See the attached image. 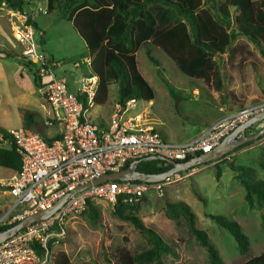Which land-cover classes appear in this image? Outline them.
I'll return each mask as SVG.
<instances>
[{
    "label": "rangeland",
    "instance_id": "rangeland-1",
    "mask_svg": "<svg viewBox=\"0 0 264 264\" xmlns=\"http://www.w3.org/2000/svg\"><path fill=\"white\" fill-rule=\"evenodd\" d=\"M25 1V10L35 14L39 27L44 30L40 35L37 27L36 39L40 41V48L48 54L53 53L60 62L61 74L66 76L72 84L71 90L75 91L81 77L91 71V67L86 60L89 52L85 41L70 20L72 6L61 1L50 11L48 0ZM41 8L47 9V13ZM235 46L234 53L218 59L222 79L229 81L223 91H217L213 83H205L183 73L160 48L152 49L153 56L159 61L158 66L149 59L146 48H140L137 52L138 68L155 95L151 101L139 99L127 115L143 113L167 141L185 142L206 131L220 116L223 118L227 114L225 112H235L264 100V86H259L256 78L260 80L263 77L264 81V58L245 37L236 39ZM26 65L21 45L13 37L10 7L0 1L1 129L27 128L25 112L42 113L45 101ZM117 99L118 85L112 83L106 104H96L89 115L95 122L110 119ZM263 127L264 121L259 122L251 133ZM47 128L50 135L59 129L56 124ZM236 149L218 165L209 163L177 173L175 180L164 186L163 196L151 189L140 201L135 212L146 226L161 234L172 247V252L163 257V264H210L207 250L192 235L186 220L168 216L167 201L182 200L191 205L197 214V225L207 231L225 264H242L264 252V207L249 206L246 190L236 177L238 172L229 166L232 162L252 167L255 170L253 176L264 181V137ZM218 167L221 169L220 179L216 177ZM11 173L0 166V217L11 209L12 198L1 183ZM93 201L100 211L99 219L92 220L86 205L71 214L66 222V234L51 244L53 254L64 250L73 264H114L120 249L137 253L152 247L150 239L131 221L114 213V205L104 198L95 197ZM209 214L238 221L250 239L249 252L242 254L231 233L213 221ZM8 220L13 221L12 217Z\"/></svg>",
    "mask_w": 264,
    "mask_h": 264
},
{
    "label": "trees",
    "instance_id": "trees-1",
    "mask_svg": "<svg viewBox=\"0 0 264 264\" xmlns=\"http://www.w3.org/2000/svg\"><path fill=\"white\" fill-rule=\"evenodd\" d=\"M0 1L5 2L10 9L25 10L27 4L25 0ZM61 1L71 4L70 20L87 43L92 59L91 71L99 78L95 99L99 105H105L108 101L112 83L118 85L116 102L125 103L132 98L154 99V89L138 68L137 52L142 47L146 48L149 59L155 65L158 66L159 61L153 56V47L163 50L183 73L202 82L213 83L217 91H223L226 82L229 83L222 79L218 59L226 52L229 55L234 53L236 39H248L264 58V0H48V9L54 10ZM34 79L39 86L35 74ZM25 113L26 129L40 132L49 142L56 139L58 135L51 136L48 133L44 120L37 112L27 110ZM1 130L8 134L7 130ZM253 131L254 125L248 133L252 134ZM201 153L198 151L178 161H187ZM222 159L216 161L215 165ZM0 166L13 173L21 170V155L14 144L10 147L0 146ZM128 166L129 163L124 168ZM229 166L238 172L236 177L246 190L245 198L249 206L264 207V181L253 176L255 170L232 162ZM171 168L172 165L164 160H150L142 161L137 169L152 174ZM216 177H221L219 167ZM139 203H125L119 198L114 205V213L131 221L136 229L150 239L152 247L137 253L120 249L114 264H163V257L172 252L169 242L156 230L146 226L135 212ZM86 206L92 220H98L100 211L93 198L87 199ZM166 207L170 218L179 220L183 217L186 220L192 235L207 250L210 264H225L207 231L197 225V214L190 204L182 200L167 201ZM208 216L231 233L242 254L249 252L250 239L238 221L214 214ZM18 221L3 224L0 230L8 229ZM51 247L49 244L46 249L51 252L49 264H73L66 251L60 250L53 254ZM38 248V254L42 256L45 249ZM242 264H264V252Z\"/></svg>",
    "mask_w": 264,
    "mask_h": 264
},
{
    "label": "built area",
    "instance_id": "built-area-1",
    "mask_svg": "<svg viewBox=\"0 0 264 264\" xmlns=\"http://www.w3.org/2000/svg\"><path fill=\"white\" fill-rule=\"evenodd\" d=\"M10 16L13 37L21 45L22 57L29 63L27 71L35 74L45 101L43 107L48 118L45 125L56 124L59 129L51 135H58L52 142L40 132L24 127L7 130L8 134L0 129V146L14 144L22 159L21 170L1 181L12 202L11 209L0 217V226L50 209L78 186L119 171L134 160L163 156L178 161L198 151L208 153L238 125L264 111L262 100L216 121L192 140L170 142L145 114L127 115L138 101L132 98L125 103L115 102L109 122L101 128L89 115L96 105L98 76L92 71L84 74L76 90H71L67 78L57 74L60 62L40 48L35 14L10 9ZM176 176L154 183L110 180L93 185L68 200L51 217L33 223L1 243L0 264H49L48 245L66 234L67 219L83 208L88 198H104L112 205L119 198L125 203H137L151 189L163 196L164 186ZM10 217L13 221L8 220ZM38 246L45 249L42 256L38 254Z\"/></svg>",
    "mask_w": 264,
    "mask_h": 264
},
{
    "label": "water",
    "instance_id": "water-1",
    "mask_svg": "<svg viewBox=\"0 0 264 264\" xmlns=\"http://www.w3.org/2000/svg\"><path fill=\"white\" fill-rule=\"evenodd\" d=\"M264 121V111L259 112L249 118L246 122L238 125L232 132L225 136L222 141L210 152H203L198 156H194L187 161H177L168 159L163 156H149L143 159H138L132 161L128 167L123 168L119 171L112 173L103 174L94 180L78 186L73 191H70L68 194L63 196L58 202H56L52 208L47 210H42L35 212L33 214L27 215L23 219L19 220L16 224L11 226L8 229L0 230V244L4 243L7 239L13 237L22 229L32 225L35 222L47 219L54 215L68 200L73 198L76 194L88 189L89 187L100 184L110 180H120V181H142V182H162L170 178L177 173L187 171L193 167H196L200 164H208L211 162H216L222 159L225 155L232 152L236 148L251 142L260 139L264 136V127L261 128L257 133L250 134L248 130L255 124ZM150 160H164L172 165V168L160 172V173H144L139 171L138 165L142 161Z\"/></svg>",
    "mask_w": 264,
    "mask_h": 264
},
{
    "label": "crops",
    "instance_id": "crops-1",
    "mask_svg": "<svg viewBox=\"0 0 264 264\" xmlns=\"http://www.w3.org/2000/svg\"><path fill=\"white\" fill-rule=\"evenodd\" d=\"M68 5H70L71 6V4H68ZM72 9V8H71ZM35 22H36V26L38 27V28H40L39 27V25H38V23H37V21H36V19H35ZM39 33H40V35H42L41 33H44V30L42 29V28H40V30H39ZM39 44H40V41H39ZM85 47H86V49H87V51H88V46H87V43L85 42ZM46 52V51H45ZM48 54V53H47ZM226 54H229L228 52H226ZM48 55H51L52 57H54L53 56V53H51V54H48ZM55 58V57H54ZM88 59V61H87V63L89 64V66L91 67V61H92V59H91V56L89 55V53H88V55L86 56V60ZM90 60V61H89ZM61 66V65H60ZM80 67V66H79ZM60 70H61V68L59 69L58 68V70H57V74L59 75V76H64V75H62L61 74V72H60ZM91 71H89V72H87V73H85V74H88V73H90ZM84 75V74H83ZM65 78H66V76H64ZM256 78H257V84L259 85V86H264V82H260V80H259V78L256 76ZM240 80H241V78H240ZM71 83L69 82V86H70V88H71ZM38 86V85H37ZM38 87H40V86H38ZM225 102H228L227 100H225ZM43 105H44V103L42 104V113L41 114H39L40 116H41V118L42 119H45V117H46V115H47V112H46V110L44 109V107H43ZM229 106V105H228ZM113 110V109H112ZM234 112V111H233ZM233 112H225V113H227V114H225V115H223V118H225V117H227V116H229L231 113H233ZM221 113V112H220ZM111 114H112V111H111ZM111 117V116H110ZM220 118H222V116H220L219 118H218V120L220 119ZM109 120L110 119H105V118H103V119H101L99 122H96L101 128H104V127H106V124L109 122ZM217 120V121H218ZM105 121H106V123H105ZM105 123V124H104ZM212 164H215V162H213ZM7 169V168H6ZM8 170V172H11V170H9V169H7ZM13 174H15V173H11V175L10 176H12ZM10 176H7V177H5V178H3L2 180H4V179H6V178H8V177H10ZM6 193H7V195H9V193L6 191ZM10 196V195H9ZM11 197V196H10ZM12 198V197H11ZM11 202H12V199H11Z\"/></svg>",
    "mask_w": 264,
    "mask_h": 264
}]
</instances>
